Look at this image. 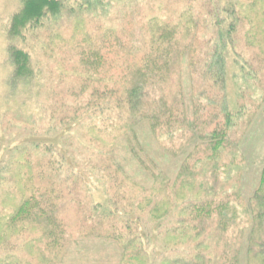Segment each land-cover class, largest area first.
I'll return each instance as SVG.
<instances>
[{"label":"trees","instance_id":"16d2710c","mask_svg":"<svg viewBox=\"0 0 264 264\" xmlns=\"http://www.w3.org/2000/svg\"><path fill=\"white\" fill-rule=\"evenodd\" d=\"M168 2L142 38L57 0H26L11 21L10 83L45 120L15 114L33 134L0 149V264H66L92 241L116 264H264V157L247 199L234 168L264 93L246 107L239 87L228 110L224 77L230 52L262 89L264 0L229 5L227 28L216 4L202 18L211 1ZM155 149L183 157L175 175Z\"/></svg>","mask_w":264,"mask_h":264},{"label":"rangeland","instance_id":"374dc122","mask_svg":"<svg viewBox=\"0 0 264 264\" xmlns=\"http://www.w3.org/2000/svg\"><path fill=\"white\" fill-rule=\"evenodd\" d=\"M63 2V5L77 8L82 6L76 12L83 11L77 16L89 15L96 22L106 23L107 26H116L123 24L127 26L132 35L137 38L145 36L144 27L149 21L150 17H156L159 14L154 13L157 7L167 6L168 0H57ZM173 1V0H170ZM178 1V0H175ZM189 3H194L193 0H186ZM207 1V0H206ZM209 4L201 6L200 13L203 15V19L209 20L210 14L208 6L210 4H216L214 6L219 7L216 12L215 19L221 22L226 28L229 24L235 21L236 14L230 12V6L235 8L242 7L243 0H208ZM26 0H0V149L3 146L13 145L22 146L23 141L28 139L33 132L30 126L20 125L17 121L20 118H31L30 115H35L36 120H45V117L41 118L38 108L39 105H31L32 110L28 109L24 105V87L18 88L12 87L10 83L12 63L8 57V30L11 25V21L20 13L23 9ZM230 5V6H229ZM222 9H229L228 13L221 12ZM156 14V15H155ZM75 16V15H74ZM23 18L30 19L32 16L27 13L22 16ZM47 16L43 19V22L48 21ZM64 14L61 18L64 19ZM210 20H213L214 15L211 14ZM60 18V17H58ZM233 53H228V60L225 63L227 72L224 75L225 78V96L226 106L229 105L228 110H232L234 102H230L238 98L239 87L244 92L242 99L239 101L240 105L259 104L262 93H264V85L262 89L259 85H255V80H249L246 78L245 71L241 74L235 75L237 68L233 65L234 58ZM240 73V72H239ZM235 76V80H232V76ZM242 86V87H241ZM230 98V100L228 98ZM23 99V100H22ZM232 99V100H231ZM229 103V104H228ZM238 104V103H237ZM28 110L32 112L29 114ZM34 111V112H33ZM15 114L20 117L18 118ZM18 118V119H17ZM16 119V120H15ZM15 120V121H14ZM45 123V122H44ZM39 135L50 138V134L44 130H40ZM247 136L241 142L239 151L235 152V162L237 171L239 169L240 161H243L244 168L243 177L238 184V189L242 188L243 198H249L254 192L259 182V176L261 171V161L264 157V108L263 111L258 113L255 121L252 123ZM27 141V140H26ZM25 141V142H26ZM237 151V150H236ZM153 156L161 163L163 170L170 175H175L176 171L180 167L183 157L178 156L172 158L168 154L155 149L151 152ZM227 160V158H225ZM246 169V170H245ZM241 171V172H242ZM241 186V187H240ZM102 241L82 242L74 245L69 252V256L66 259V264H116L118 262L117 252L104 245ZM240 264H246V258L242 259Z\"/></svg>","mask_w":264,"mask_h":264}]
</instances>
